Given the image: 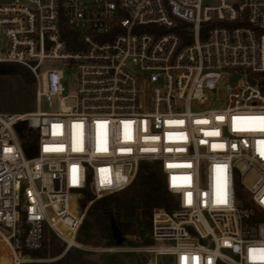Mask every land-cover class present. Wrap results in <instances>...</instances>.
I'll return each instance as SVG.
<instances>
[{
  "label": "built area",
  "instance_id": "obj_1",
  "mask_svg": "<svg viewBox=\"0 0 264 264\" xmlns=\"http://www.w3.org/2000/svg\"><path fill=\"white\" fill-rule=\"evenodd\" d=\"M0 39V63L36 84L32 111L0 113V244L13 264L39 262L24 252L44 228L68 249L57 226L74 239L87 208L126 190L142 163L157 164L175 208L153 209L149 244L122 251L264 264V77L251 76L264 73V0H7ZM86 193L72 214L68 198Z\"/></svg>",
  "mask_w": 264,
  "mask_h": 264
},
{
  "label": "trees",
  "instance_id": "obj_2",
  "mask_svg": "<svg viewBox=\"0 0 264 264\" xmlns=\"http://www.w3.org/2000/svg\"><path fill=\"white\" fill-rule=\"evenodd\" d=\"M8 75H17L19 76L24 84L28 87H33L35 80L31 72L18 64L13 63H0V77ZM253 78L259 76L264 77V73L252 74ZM259 84L264 87V79L257 80ZM34 100V92L31 96L28 97L27 101L32 102ZM32 109H26L25 112ZM32 135L29 131L25 130L23 127L19 130V139L24 151V154L27 158H32L36 155L35 145L30 140ZM150 167L148 163H142L139 168L138 174L133 179L132 183L127 189L132 190V202L136 204L134 206L140 212V217L142 220L148 222L149 229V218L153 209H164L167 212H171L175 208V202L171 195L165 190L163 177L159 172L157 164H151ZM126 189V190H127ZM117 194H111L105 196L99 200L94 201L89 208H87L85 217L91 216L93 218L92 228L94 231H97L100 236L104 239L112 241L110 228H109V218L110 215L114 216L115 222L121 231L122 235L131 233L130 224L122 223L120 221V215L116 210H126L132 208L127 205L125 200H117ZM92 200V196L89 193H86L84 198L80 201L83 211L86 208L88 202ZM69 206V198H68ZM85 219L81 223V226L76 232L74 241L79 244H86L88 236L84 234L85 230H88ZM86 233V232H85ZM61 240L57 238L53 232L49 229L44 228V241L42 246L37 250L25 251L30 258L36 260L42 259H58L48 263V264H90L86 260L72 258L70 251L65 250V243L60 242ZM63 254V255H62ZM61 256V257H60ZM30 264H47L41 262H33Z\"/></svg>",
  "mask_w": 264,
  "mask_h": 264
},
{
  "label": "rangeland",
  "instance_id": "obj_3",
  "mask_svg": "<svg viewBox=\"0 0 264 264\" xmlns=\"http://www.w3.org/2000/svg\"><path fill=\"white\" fill-rule=\"evenodd\" d=\"M7 0H0V4H4ZM5 48V40L0 39V51ZM48 68V67H47ZM76 72L75 70L63 71V79L61 85L63 87L65 95H74L76 93ZM230 82L229 77L223 76L219 82V88L216 91V97L219 101L225 97V91L223 86ZM35 86L28 87L24 84L22 79L17 75H8L0 77V113H26V109H34L35 107V94L34 100L29 103L28 97L35 93ZM42 109L45 110V104L41 105ZM218 108L222 107L220 103L210 104L205 108ZM30 110V111H32ZM29 112V111H27ZM150 167L151 164H149ZM132 190L127 189L117 194V200H125L128 206L126 210H116L120 215V221L122 223H129L131 233L124 234L122 236H129V239L124 244L116 246L113 241H109L100 236L97 231L92 228L93 218L91 216H84L88 230H85L84 234L88 236L86 244H79L80 247L71 246L67 249L65 244V250L70 251L72 258L82 259L88 261L90 264H147L149 257L141 252H126L122 251V248H136L142 247L149 244L148 240V222L142 220L140 212L134 206L132 202ZM89 208V207H88ZM69 210L72 214L78 216L85 212L81 207V202L77 200L74 195L69 197ZM60 226V225H59ZM57 228L62 233V236L72 238L68 235L62 227ZM52 232V231H51ZM54 234V233H53ZM74 240V239H73ZM61 242V241H60ZM67 249V250H66ZM62 254V255H63ZM61 257V256H60ZM57 258L53 259H39V262L50 263ZM0 264H13L11 261L10 252L0 244Z\"/></svg>",
  "mask_w": 264,
  "mask_h": 264
},
{
  "label": "water",
  "instance_id": "obj_4",
  "mask_svg": "<svg viewBox=\"0 0 264 264\" xmlns=\"http://www.w3.org/2000/svg\"><path fill=\"white\" fill-rule=\"evenodd\" d=\"M109 228H110L111 238L114 244L116 246L122 245L125 241V238L122 236V233L119 230L113 215H110L109 218ZM68 235L71 236L70 233H68Z\"/></svg>",
  "mask_w": 264,
  "mask_h": 264
},
{
  "label": "bare ground",
  "instance_id": "obj_5",
  "mask_svg": "<svg viewBox=\"0 0 264 264\" xmlns=\"http://www.w3.org/2000/svg\"><path fill=\"white\" fill-rule=\"evenodd\" d=\"M59 227H62V226H59ZM63 239L66 241V243L71 247V246H74V247H80V245L78 243H76L73 238H67L65 236H63Z\"/></svg>",
  "mask_w": 264,
  "mask_h": 264
}]
</instances>
